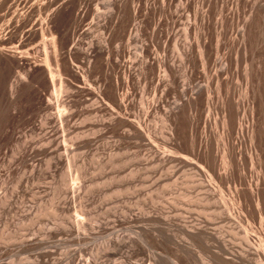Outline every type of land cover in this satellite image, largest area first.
Here are the masks:
<instances>
[{
	"label": "bare ground",
	"instance_id": "6f19581e",
	"mask_svg": "<svg viewBox=\"0 0 264 264\" xmlns=\"http://www.w3.org/2000/svg\"><path fill=\"white\" fill-rule=\"evenodd\" d=\"M154 1H162V5L161 6L158 5L159 7H156L154 5L155 4ZM173 1L174 0H153V1L152 0H108V2H106L105 0L104 2L103 0H62L59 5H55V6H54L55 0L33 1L30 10H28L27 8L26 9L27 11L25 13L21 11L22 12L21 15L14 13V15L10 18V20L8 19L7 20L11 22L17 18L18 21L22 23L23 22L26 23L29 14L34 12H38L42 14L43 11L49 10L50 7L54 6L50 11H48L45 18H43L44 17L42 16L43 14L40 15V18L37 17L30 24V30H29V33L32 35V38L34 39H37L38 37H46V36L52 37L51 44L53 46V50H52L53 52L45 55L46 56L45 59H40V57L38 56L39 54L33 57H29L31 52L25 50L27 46L25 40L20 41L16 46H12L11 45L13 41L12 38L6 37V35L3 34V32L6 30L5 28L8 25H6V27H3L4 25L0 23V71L5 69L12 70L14 68H21L24 64H28L30 67L29 71L25 72V76L24 77L21 76L22 78L20 77L21 79L19 82H12L10 84L11 96H15L19 91L23 90L22 88L27 87L28 83L26 82V80L35 83L36 85L38 84L40 87H43L44 90L46 91H50L51 99L49 98L48 102L45 104L48 108H51L52 110L57 108V112H54L53 113L54 115L52 116H56L59 118L61 122L59 130H62V133L64 135H62L63 140L60 142L59 141L57 142V138H56L57 136L54 137L55 139L48 138L50 140H48L49 142H47L48 143L47 147L51 148L52 146L56 145V147H54L55 148L54 151L56 152L57 151L60 152V150L63 149L64 153L60 154L61 156L65 155L66 158L69 159H74L76 156L75 150L76 148H78L76 147L78 142H76L75 139L76 138L78 139V135L73 136L74 135L73 133L72 137H68L67 135L69 134V132L68 134H66L65 132H66V128L70 130V128L76 126V125L70 126L71 119L77 113V109H74L71 103L73 101V96H75L77 92L83 91L95 97L98 100V104L101 103L100 106H98L97 104L98 106L97 109L103 107L105 108L106 111H108V113L111 115L110 123L112 121L114 123H121L128 126V130H127L128 138H129L128 141H130V139H135V140L138 139V141L140 140L141 142H143V144L149 147V149L152 152L151 155L152 161L157 160L156 158L162 157L163 158L162 160L164 161L167 162L177 161L179 164L182 165V167L187 168L189 176L191 178L189 182L191 183L194 189L193 191H189V193H181V197L178 196L180 198L187 199L185 200L189 202V204L187 202V205H189V210H190V212H187L188 215L183 216L182 220L180 221L181 223L177 221L179 222L177 225L178 235L180 234L183 235V237L181 235V238H179L176 243L179 253L184 254L186 250L191 249V247L194 246L200 247V245H205L207 248L211 249L213 255V256L211 255L212 259L219 262L220 264H264V0L237 1L240 3L239 5L243 6V12L241 11L242 13H240L239 12L240 10L238 8L239 10L238 18L240 21L239 22L240 27L238 29V33L236 34L237 35L236 37L234 36L233 33V28H235L234 23L236 22V16H235L236 9L235 11L232 10L233 8L230 7V5L228 4L224 5L223 10L225 13L223 14L220 21H218L215 24V26L212 28L209 25L208 17L206 13L201 14V20L203 25L202 27L204 32L203 31L200 32L203 33V36L205 35L204 37L205 40L203 42L199 40V42L201 41L202 44L200 45V49L199 48L198 49L200 50L199 51L200 62L205 70L204 74L207 76L206 84L196 85L195 87H193L192 91L188 93L187 87L190 84L187 83V87H185L186 84L184 85L182 83L183 88L180 91L182 98L181 101L176 99L177 101H180V103L178 104L176 101L177 105L175 104L174 107H170L169 104H167V102L165 101V93L168 92V89L165 88L160 97L157 96L158 97L157 98L155 96L153 100L151 99L152 101L149 102L146 101L147 106L145 105V107L143 106L144 108L137 110L135 108L134 96L137 91V86L139 87L138 84L142 78L145 79L149 75H151V79L154 78L157 80V84L155 85L157 88H159L164 84L165 86H169L171 81L174 82L175 80H177L176 77L177 59L176 60L174 58L171 59L169 55H167L168 53L162 54V53H158L157 51H153L154 49L151 50L146 46L148 45L147 43L148 41L146 42L147 44H145L144 41L145 38L142 39L144 42L140 41V38L142 37L141 31L143 30V27H145L146 25H153L152 34L154 36L161 35L163 33L162 29L164 27L161 28L162 22L160 19H156V15L158 11L159 12L165 11L167 8H172L171 6L173 4ZM24 2L26 1L15 0L14 3L17 5V7H19ZM227 2L228 1H225V3ZM180 5L182 6L184 12L186 10L195 9L194 5L190 0H183L181 1ZM217 5L218 4L216 3V6ZM10 7L11 6H9V8ZM103 7L112 8V9H109L108 12H103L101 11ZM217 9L220 10L218 12H221L220 8ZM176 11L177 10L175 9V12ZM171 12L172 11H170V13ZM188 13H189L188 15L191 14L190 12ZM181 14H183V12ZM221 14L219 16H221ZM172 15L174 14L172 13ZM90 18H92V20H90L89 27L88 28L86 27L84 29V27L81 26V23L82 22L84 23V21ZM180 19H182V17ZM189 19L191 20V18ZM196 19L197 18H195L194 20L196 21ZM2 20H3V16H0V22ZM136 20H138V23L136 25L135 22L134 25L133 22ZM168 20L170 21V19ZM193 23L188 21L183 24L184 37L186 40L189 38L191 33H196L195 32L196 25H194L195 23L194 24ZM93 25L100 26L103 30H105L107 36L102 35L103 40L98 38H93L89 42V46L84 48L80 45V40L78 38L79 33L80 31L86 32ZM119 29H122L124 36L128 37V41H127L128 51L114 50L110 46L111 42L114 41V39H116L117 35L119 34ZM197 29L199 30L201 29V27ZM9 30L11 29H8V31ZM176 31L178 32V30ZM176 33L174 32L168 33L167 40L165 41L167 44L175 42L174 47H178L179 49H181V54H179V57L181 55V57H183L185 61L191 64L192 60L190 57V51L192 49V46H194V44L193 45H191L192 43L189 44L188 43L189 41L185 42L184 40L181 39L180 37L181 35L178 36V34ZM198 36L199 35L197 33V37ZM190 39L191 38H189V40ZM214 39L217 41L216 52L219 51L220 48L225 47L227 49L226 53H224L223 55L225 56L224 59H222L223 61L221 60L222 61L221 66L218 63L219 57L216 58L217 56H215V49L213 48L212 45ZM120 42L121 41H119V43ZM138 43L140 44L137 45L136 47L130 48L131 47L130 45L133 44L136 45ZM46 44H49L48 40H46ZM236 47H237V54H239L238 55L239 58L237 57V55L236 58H234L233 56V52L236 49ZM165 51L167 52V50ZM127 56L128 59H125ZM137 62L140 63L139 69H137V67L135 68ZM189 63L187 67L185 66L186 68L189 67L190 65ZM240 63L245 64L244 67L245 69L242 77H243V81H245L246 87L244 88L245 93L242 91L244 94L243 99L242 97H238L241 99L236 100L234 98L236 97L234 96L235 93H233L231 88L232 85H230L229 73H231V68L235 64L239 66ZM53 64H56L58 66L56 71H54L53 69ZM180 64L182 65V63ZM238 69L240 70V68ZM193 70L194 68L190 69V67L188 69L187 75H189L190 79L194 75ZM200 71H203V69ZM18 73L20 72L18 71ZM96 73H99L100 76L96 77L95 79H92L91 77ZM208 74L211 76H208ZM224 75L227 76L224 77ZM185 79L186 77L184 78V80ZM234 79L232 82H234ZM238 81L236 83H238ZM239 83L238 85H240ZM193 84H191L190 87ZM215 84L219 89V91L224 94V97H222L220 104H218L220 100H218V103H216L214 99L215 97L213 96V94H216L215 92L213 93L212 90ZM155 89L156 88L154 87V90ZM243 94L240 95L243 96ZM219 95L220 94L218 93V96ZM2 98L4 99V97ZM141 98H142V93H141ZM14 99H16V96ZM13 102H15V100ZM92 107L94 108V105ZM8 108L6 109L7 111ZM205 108L208 109V114L206 116H204L203 114V109ZM154 110L156 112H159L160 114L161 113L164 114L166 122L167 121L169 122V126H167V128H169L170 131L168 133H170L172 138H175L176 140H178V142L180 141L179 142L180 144H178L177 151L170 152L167 149H164L162 151L161 150L162 146L160 149L159 146L155 143L159 141L160 138L159 136L157 137L158 133L156 134V130L153 129L148 124V119L152 111ZM213 110L216 111L218 110L222 114V117L220 118L221 120H218L219 124H221L223 128V134L222 136L221 135L219 136L222 137V139L221 138L220 139L224 144L223 145L224 155L221 164L216 162L218 161L219 157L217 158L216 161L215 159L214 160L212 159V155H211L212 140L208 135V131L211 129V126L213 125L214 122L211 114ZM50 116L46 115V119H48L47 117ZM103 122H107V121L104 120ZM167 123L164 124L166 125ZM79 124L81 123H78V126L80 127ZM214 128L213 130H215ZM185 129L187 130L185 131ZM212 131H210V133ZM52 133H50V135ZM160 133H162V131ZM160 133L158 135H160ZM12 137L14 139V135H12ZM165 138L167 140V137ZM168 143H172V142H170L169 140ZM6 145L7 144H5V146ZM23 146L25 145L23 144ZM28 147L30 146L28 145ZM172 148H174V146L171 147V149ZM182 149L184 153L179 154L180 150ZM45 151H48V149L47 150L45 149ZM138 152L140 153V151ZM0 153H2L1 149H0ZM143 154L145 155V153ZM31 155L32 154L28 156L30 157ZM131 156H133V154H131ZM50 157L53 156L51 155ZM146 157H148V155ZM136 160H134V162H136ZM249 162H251V167H252L251 169L248 168ZM141 163L143 164V162ZM153 164L154 163H152V165ZM170 165L173 164L171 163ZM138 167L139 166L137 165V169ZM140 167H142V165ZM130 168H132L131 174H135L136 169L133 168L132 166ZM142 168H141V172L143 171ZM136 174L138 175V173ZM172 175L171 177H173ZM165 188L166 187H164V189ZM190 189L188 188V190ZM74 190L76 191L75 187ZM139 196L141 198V195ZM131 197H133V194ZM136 200L138 199L136 198ZM181 203L182 202H180V204ZM192 204H197V206H194ZM255 204L257 206L256 208H255ZM177 207L179 208V206ZM133 208L135 209V206ZM187 210L188 209H186V211ZM169 211H166V215H167L166 217H168L167 213ZM133 213H135V211ZM135 214L131 213L133 217L136 216ZM144 214L145 212L143 213V215ZM246 215L249 216L252 221V222L249 221L247 225H245L243 221V217L245 218ZM79 217H81V214H79ZM149 217H151V214ZM80 222L81 220L79 219V223ZM158 224L161 225L160 223ZM159 225L156 226L159 227ZM172 226L174 227V225ZM80 228H84V226L80 224ZM148 229L150 228L148 227ZM174 229L176 228L174 227ZM154 230L153 231L157 233L156 229ZM242 234L244 235L243 236L244 240L240 242L239 237H241ZM238 242H240V245L238 244ZM197 250L199 251L201 249H197ZM208 259L210 260V258ZM181 261L179 259L178 261L175 262L176 264H181ZM175 262L173 261V263ZM130 263L142 264L141 262L140 263L130 262Z\"/></svg>",
	"mask_w": 264,
	"mask_h": 264
},
{
	"label": "rangeland",
	"instance_id": "374dc122",
	"mask_svg": "<svg viewBox=\"0 0 264 264\" xmlns=\"http://www.w3.org/2000/svg\"><path fill=\"white\" fill-rule=\"evenodd\" d=\"M24 1L26 2L17 7V5L14 3L15 0H0V16H3V20L0 23L4 25L3 27H6V25H8L5 28L6 30L3 32V34L6 35V37L12 38V46H16L20 41L25 40V43L27 44L25 50L32 53H30L29 57H33L39 54L38 56L40 57V59H45V55L53 52V46L51 44L52 37L46 36L38 37L37 39L32 38V35L29 33L30 24L37 17L40 18V15L42 14V16H44L43 18H45L48 11H50L55 5H59L62 0H55L54 6L50 7L49 10L43 11L42 14L38 12L29 14L26 23L18 21L17 18L14 21L9 22L8 20H10L14 13L21 15V11L25 13L27 11V8L28 10H30L33 1L36 0ZM103 1L105 2V0ZM181 1L174 0L171 6L172 8H167L165 11H160L162 13L158 11L156 19H160L162 22L161 28L164 27L162 29V36H154L152 34L153 25H146L141 31L142 37L140 36V41H145V44L148 43V45H146L148 48H150L151 50L154 49L153 51H157L158 53H168L167 55H169L171 59H177V80H175L174 82L171 81L173 84L170 82L169 86H165L164 84L157 88L155 86L157 84V80L154 78L151 79V75H149L145 79L142 78L138 84L139 87L137 86V91L134 96L135 108L137 110L144 108L145 105L147 106L146 101H152L155 96L160 97L165 88L168 89V92L165 93V101L167 102V104H169L170 107H174L175 104L177 105V103L179 104L181 101L182 95L180 91L183 88V84H186L185 87H187V83L190 85L194 83L191 87L190 85H188V93H190L193 87H195L196 85L206 84L207 76L204 74L205 70L200 62L199 52L200 45L205 40V35L203 36V33H201L202 31L204 32L202 27L203 25L201 14L206 13L209 25L212 28L218 21H220L223 14L225 13L223 10L224 5H230V7L233 8L232 10L235 11L236 9V22L234 23L235 28H233V33L235 37L237 36L236 34L238 33V29L240 27L238 11L240 10V13L243 12V6L239 5L240 3L237 2L238 0H223L224 3L222 0H200V2L199 0H190L195 7V11L192 9L186 10L185 12L180 5ZM225 1L228 2L225 3ZM106 2H108V0H106ZM154 3L156 7L162 5V1H154ZM216 3L218 4L217 6ZM9 6L11 7L9 8ZM176 7L179 9H177ZM106 8L103 7L101 11L108 12L109 9H112L107 8L106 10ZM217 8H220L221 12H218L220 10ZM175 9L177 10L176 12ZM170 11L172 12L170 13ZM182 12L183 14H181ZM188 12H190L191 14L188 15ZM172 13L174 15H172ZM220 14L221 16H219ZM160 15L162 18L160 17ZM181 17L183 20L180 19ZM194 17L197 18L196 21L194 20ZM172 18L174 20L176 19V23ZM189 18H191V20ZM168 19H170V21ZM90 20H92V18L84 21V23L82 22L81 26H83L84 29L86 27L88 28ZM188 21L192 23L194 22L195 24H193L196 25V33H191V35L189 36V38H191L190 40L189 38L186 40L184 37L183 24ZM135 22L137 25L138 20L133 22L134 25ZM179 27L183 28L181 29ZM200 27L201 29L198 30L197 28ZM8 29L11 30L8 31ZM102 30L103 29L100 26L93 25L86 32L80 31L81 35L79 33L78 36L80 45L86 48L89 46V42L93 38L103 40L102 35L107 36V33L105 32V30ZM176 30H178V32ZM171 31L174 33L177 32L176 34H178V36L181 35V39L185 42L189 41V44H194L190 51V57L192 60L191 64L185 61V59L181 57V55L179 57V54H181V49H179L178 47H174L175 42L168 44L166 43L165 40H167V35L168 33H172ZM197 33L199 35L198 37ZM142 39H144V41ZM46 40H48V43L50 45L46 44ZM199 40H201L202 42H199ZM119 41L121 42L119 43ZM127 41L128 37L124 36L122 29H119V34L117 35L116 39L111 42L110 46L114 50L128 51ZM216 42L217 41L214 39L212 45L215 49V56H217L216 58L219 57L218 63L221 66V63L223 61L222 59H224L225 57L223 55L224 53H226L227 49L225 47L220 48L219 51H217V54ZM139 44L140 43L136 45H130V48L136 47ZM164 49L167 50V52ZM236 55L239 58V54H237V47L233 52L234 58H236ZM125 59H128V56ZM180 59L181 61H184L181 62ZM180 63H182L184 67ZM188 63L190 64V69L194 68V75L191 79L189 75H187L189 67H186L188 66ZM139 65L140 63L137 62L135 68L137 67V69H139ZM244 67L245 64L243 63H240L239 66L235 64L231 68V73H229L230 85H232L231 88L233 93H235L234 96L236 97L234 98L236 100L241 99L238 97H242L243 99V92L245 93L244 88L246 87V84L245 81H243L242 77L245 69ZM57 68L58 66L56 64H53L54 71H56ZM238 68H240V70ZM29 69V65L24 64L21 68H14L12 70L5 69L0 71V147L3 146L0 148L2 152L0 153V264H131L130 262H141L142 264H176L175 261H178L179 259L180 261L182 260L181 264H220L219 262L212 259V251L205 245H200V247L197 246L198 248L196 246L191 247V249H187L184 254L179 253L177 249V240L181 238L182 235L180 233V235H178L177 225L182 220L183 216L188 215L187 212H190L189 205H187L188 201H186L187 199L180 198L181 193H189V191H193L194 189L189 182L191 178L189 176L187 168L182 167V165L177 161H164L162 160V157L156 158L157 160L152 161V152L149 147L143 144V142H141L140 140L138 141V139H136L138 143L135 139H130V141H128V126L121 123H114L112 121L110 123L111 115L108 113V111H106L103 107L97 109V107L100 106L101 103L98 104V100L95 97L83 91L77 92L75 96H73V101L71 103L73 108L77 109V113L71 119L70 126H76L70 128V130L66 128L65 132L66 134H68L69 132V134L67 135L68 137H72L73 133V136L78 135V139H75L76 142H78L76 145V147H78L76 148L77 151L75 150L77 157L75 156L74 159H69L66 158L65 155L61 156L60 154L64 153V150L62 149L60 150V152L54 151V147H56V145L48 148V140L53 139L57 136V142H60L63 140L62 135H64L62 133V130H59L61 124L59 118L56 116H52L54 115V112H57V108L52 110L45 104L48 102L49 98L51 99L50 91H46L38 84L36 85L35 83L26 80V82L28 83L27 87L22 88L23 90L19 91L15 95L16 99H14L15 96H11L10 94V84L12 82H19L20 79L25 76V72H28ZM202 69L203 71H200ZM17 70L20 73H18ZM98 76H100V74L96 73L91 78L95 79ZM208 76L211 75L208 74ZM226 76L227 75H224V77ZM185 77L186 79L184 80ZM232 77H234L235 79ZM233 79L234 82H232ZM237 79L240 80L238 81ZM236 80L238 81V83L240 82V85L236 83ZM141 85H143L144 87ZM145 85H148V88ZM154 87L156 88V91L154 90ZM212 90L213 93H216L213 94V96L215 97V102L218 103V100H220L218 103L220 104L222 97H224V94L219 91L216 84L214 85ZM141 93L143 99L141 98ZM218 93L220 94L219 96ZM240 94H243V96H241ZM2 97H4V99ZM176 99L180 101H177ZM12 100H15V102H13ZM93 105L94 108L92 107ZM7 108L8 111L6 110ZM9 109L12 111H10ZM219 113L220 112L218 110H213V112H211L214 122L211 126V129L208 131V135L212 140V159H215L216 161L219 157L218 161L216 162L221 164L224 155V144L221 141L222 137H219L223 134V128L218 121L221 120L220 118L222 117V114ZM162 114L163 113L160 114L155 110L152 111L148 119V124L156 130V134H159L161 131L164 134H157V137L159 136L160 140L155 143L159 146V148L161 149L162 146V151L164 149H167L170 152H175L178 150L177 148L178 144H180V141L178 142V140L172 138L170 133H168L170 131V129L167 128V126H169V122H166L165 116L164 114ZM203 114L204 116H206L208 114V109H203ZM46 115L50 116L47 117L50 121L46 119ZM103 118L107 122H103ZM78 123H81L79 124L80 127L78 126ZM164 123H167L168 125H165ZM83 125L86 127H84ZM212 127L215 130H213ZM159 128L161 129V131ZM186 130L187 129H185V131ZM210 131H212V134L210 133ZM50 133H52V136L50 135ZM12 135H14V139ZM165 137H167V140ZM168 139L172 143H168ZM5 144L7 145L5 146ZM23 144L26 146V148L25 146H23ZM28 145L30 147H28ZM173 146L174 148L171 149V147ZM129 148L133 150H130ZM45 149H48V151H45ZM129 150L131 153L129 152ZM138 151H140V153ZM44 152H46L47 155ZM143 153H145V155ZM183 153V149L180 150L179 154ZM30 154H32L33 157L32 155L29 157L28 155ZM131 154H133V156H131ZM51 155L53 157H50ZM147 155L148 157H146ZM134 160H136L137 163L134 162ZM160 160L162 163L160 162ZM157 161L162 165L158 164ZM141 162H143V164ZM152 163L154 164L152 165ZM171 163L173 165H170ZM137 165L139 166L138 169ZM141 165L146 169L140 167ZM131 166L136 169L135 174L138 173V175L136 174L137 178L135 177V174H131ZM172 166L173 168L178 170L173 169ZM141 168L143 170V174L141 172ZM248 168H252L251 162H249ZM171 175L173 177H171ZM185 182H187L188 184ZM74 187L76 191L74 190ZM164 187L166 188L164 189ZM188 188H191L192 190H188ZM138 191H141L142 193ZM132 194L133 197H131ZM139 195H141V198ZM136 198L138 200H136ZM180 202L182 203L180 204ZM140 203L143 204L141 205ZM192 205L197 206V204ZM134 206L135 209L133 208ZM177 206H179V208ZM256 207L257 206L255 204V208ZM186 209L188 210L186 211ZM132 211H135L136 214ZM166 211H169L167 213L168 217H166ZM130 212L132 214H135L136 216L133 217ZM144 212L145 217L143 215ZM79 214H81V217H79ZM150 214L151 217H149ZM79 219L81 220L80 223ZM168 221H170L171 223ZM243 221L245 225H247L249 221L252 222L251 218L247 215L245 216V218L243 217ZM158 223H160L161 225H159ZM80 224H82L84 228H80ZM149 224L151 227L149 226ZM155 224L159 225V227ZM172 225H174L176 229H174ZM148 227L150 229H148ZM154 229H156L157 233L154 232ZM243 236L244 235L242 234L241 237H239L240 242L244 240ZM240 242H238L239 245ZM197 249L201 250L198 251ZM208 258H210V260ZM173 261L175 263H173Z\"/></svg>",
	"mask_w": 264,
	"mask_h": 264
}]
</instances>
